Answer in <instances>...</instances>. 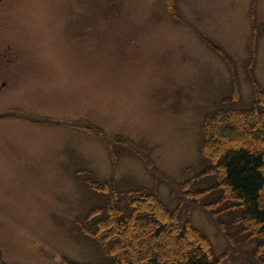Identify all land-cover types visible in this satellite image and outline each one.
<instances>
[{"label": "rangeland", "instance_id": "rangeland-1", "mask_svg": "<svg viewBox=\"0 0 264 264\" xmlns=\"http://www.w3.org/2000/svg\"><path fill=\"white\" fill-rule=\"evenodd\" d=\"M0 43L32 70H18L28 79L14 103L0 102V264L110 263L85 232L108 197L93 184L150 192L173 210L172 185L189 181L212 203L201 127L264 89V0H0ZM218 214L229 246L204 209L190 220L223 264H257L258 239Z\"/></svg>", "mask_w": 264, "mask_h": 264}, {"label": "trees", "instance_id": "trees-1", "mask_svg": "<svg viewBox=\"0 0 264 264\" xmlns=\"http://www.w3.org/2000/svg\"><path fill=\"white\" fill-rule=\"evenodd\" d=\"M256 89L257 97L249 109H224L205 120L200 154L208 162L201 175L214 176V187L220 192L215 201L203 207L209 219L228 240L217 214L220 210L233 212L232 223L259 241L250 257L255 263L264 264V89ZM80 126L101 136L98 129ZM94 188L106 192L108 197L103 209L90 212L85 232L106 246V252L113 257L108 264H223L225 254H214L209 240L188 216L191 207L201 206L207 190L193 189L190 182L173 186L172 191L179 195L178 207L169 210L150 192L132 191L121 196L115 194L112 182ZM182 205L186 206L183 214L179 213ZM141 227L146 228V235L153 242L144 252L137 236ZM174 239L179 243L171 255ZM136 250L141 252L134 260ZM243 261L244 258H233L232 264H244Z\"/></svg>", "mask_w": 264, "mask_h": 264}, {"label": "flooded vegetation", "instance_id": "flooded-vegetation-1", "mask_svg": "<svg viewBox=\"0 0 264 264\" xmlns=\"http://www.w3.org/2000/svg\"><path fill=\"white\" fill-rule=\"evenodd\" d=\"M15 63L16 55L11 51V46L6 45L4 48L0 43V100L3 99L4 91L11 89L12 82L16 79Z\"/></svg>", "mask_w": 264, "mask_h": 264}]
</instances>
